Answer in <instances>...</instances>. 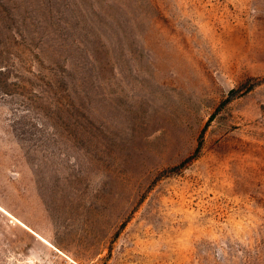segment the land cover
<instances>
[{
  "label": "rangeland",
  "instance_id": "374dc122",
  "mask_svg": "<svg viewBox=\"0 0 264 264\" xmlns=\"http://www.w3.org/2000/svg\"><path fill=\"white\" fill-rule=\"evenodd\" d=\"M0 264H264V0H0Z\"/></svg>",
  "mask_w": 264,
  "mask_h": 264
},
{
  "label": "trees",
  "instance_id": "16d2710c",
  "mask_svg": "<svg viewBox=\"0 0 264 264\" xmlns=\"http://www.w3.org/2000/svg\"><path fill=\"white\" fill-rule=\"evenodd\" d=\"M233 90H230V93L232 94Z\"/></svg>",
  "mask_w": 264,
  "mask_h": 264
}]
</instances>
